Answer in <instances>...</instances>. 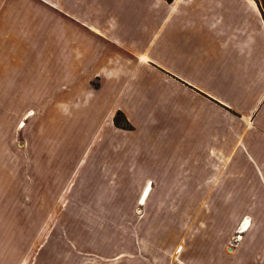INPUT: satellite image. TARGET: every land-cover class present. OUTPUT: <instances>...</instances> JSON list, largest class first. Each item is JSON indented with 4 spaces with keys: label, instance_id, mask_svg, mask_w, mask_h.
<instances>
[{
    "label": "crops",
    "instance_id": "1",
    "mask_svg": "<svg viewBox=\"0 0 264 264\" xmlns=\"http://www.w3.org/2000/svg\"><path fill=\"white\" fill-rule=\"evenodd\" d=\"M30 20H51V48H13ZM79 40L104 43L102 64L77 65ZM125 72L131 102L106 97ZM29 82L39 106L30 116L70 157L68 208L53 210L68 224L41 227L35 261L17 264H264L258 0H0V98L16 84L25 103ZM90 107L106 109L100 119L119 141L81 166L85 127L99 118ZM116 110L133 130L115 127Z\"/></svg>",
    "mask_w": 264,
    "mask_h": 264
},
{
    "label": "rangeland",
    "instance_id": "2",
    "mask_svg": "<svg viewBox=\"0 0 264 264\" xmlns=\"http://www.w3.org/2000/svg\"><path fill=\"white\" fill-rule=\"evenodd\" d=\"M258 3L264 13V2L258 0ZM26 27L27 31L23 32L21 38L14 31L13 48L28 51L37 48L47 50L52 47V42L50 43L46 37V33L51 31V20L39 22L37 25L30 20ZM84 45H86L84 40L74 43V49L81 53L77 65L96 66L100 57L102 64L104 43L100 40L91 41L90 50L84 48ZM66 48L69 49L68 44ZM61 49L63 50V47ZM49 66L53 68V59ZM128 77V72H125L116 77L119 82H107L111 90L106 92V97L111 100L116 98V102L120 99L122 103L131 102L129 89L131 78L126 81ZM102 78L110 79L104 75ZM135 78L138 79L137 74ZM28 85L26 104H21V88L16 84L12 89V98L4 99L2 96L0 98V264H17L27 257L28 261H35L38 230L43 226L56 227L59 224H68L65 215L55 216L53 210L68 208L67 194L62 195L66 178L61 172L67 169L70 157L67 151L64 154L56 152L54 145L60 141L52 128H48L47 122L44 123L35 116H30L29 109L34 115L38 112L39 106L29 96L31 95L29 92L33 91L31 89H35L31 87L35 83L29 82ZM121 86L126 89L122 90ZM94 102L95 98L90 100L91 105ZM88 110L90 116L99 114V118L92 120V123L85 127L84 139L77 152L81 148L86 149L81 155L75 156V161H80L81 166L89 165L93 161L94 152L103 145L119 141V138L108 134L106 129L108 126L100 119L101 113L106 109L90 107ZM117 113L122 114L124 119L119 116V121L116 123L114 118ZM112 121L118 129L133 130V126L119 110L115 111ZM77 122L82 126V119ZM124 125L130 129H125ZM93 132L95 134L91 137ZM149 161L155 162L153 159ZM240 240V234L233 233L224 249H234Z\"/></svg>",
    "mask_w": 264,
    "mask_h": 264
},
{
    "label": "trees",
    "instance_id": "3",
    "mask_svg": "<svg viewBox=\"0 0 264 264\" xmlns=\"http://www.w3.org/2000/svg\"><path fill=\"white\" fill-rule=\"evenodd\" d=\"M165 1L171 3L173 0H165ZM119 116L122 117V120L124 119V117H123L122 114L119 115V113H117V115H116L115 118H114V122H115V119H116V123L119 121V120H118ZM124 126H125V125H124ZM125 127H126V126H125ZM125 129H130V128L126 127Z\"/></svg>",
    "mask_w": 264,
    "mask_h": 264
},
{
    "label": "bare ground",
    "instance_id": "4",
    "mask_svg": "<svg viewBox=\"0 0 264 264\" xmlns=\"http://www.w3.org/2000/svg\"><path fill=\"white\" fill-rule=\"evenodd\" d=\"M21 126H22V125H21ZM247 224H249V222H247V223L241 228L240 232H243V231L246 229Z\"/></svg>",
    "mask_w": 264,
    "mask_h": 264
}]
</instances>
